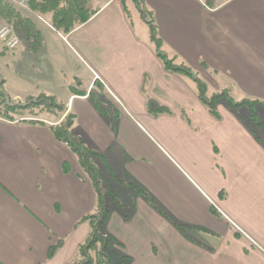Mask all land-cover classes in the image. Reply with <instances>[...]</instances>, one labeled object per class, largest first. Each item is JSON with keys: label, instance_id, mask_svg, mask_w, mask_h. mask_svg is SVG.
Masks as SVG:
<instances>
[{"label": "crops", "instance_id": "crops-1", "mask_svg": "<svg viewBox=\"0 0 264 264\" xmlns=\"http://www.w3.org/2000/svg\"><path fill=\"white\" fill-rule=\"evenodd\" d=\"M120 1L101 0L99 12L67 36L31 10L41 41L36 54L20 57L16 48L3 56L10 60L1 75L6 95L15 104L56 98L76 118L73 135L106 156L115 176L146 189L178 222L207 231L192 233L202 247L194 245L143 198L117 186L129 221L112 205L106 233L130 264H264V136L256 132L257 140L224 104L217 108L221 120L211 116L189 79L165 71L149 32L139 35L134 5L128 2L131 25ZM147 5L171 56L217 91L237 88L264 100V0ZM4 24L0 18V28ZM50 42L68 54L48 50ZM82 72L91 76L89 85L73 87ZM96 88L106 113L90 96ZM147 97L173 116L153 118ZM63 117L44 114L33 123L0 116V264H69L90 234L81 220L96 210L97 196L77 157L51 132ZM96 162L108 175L105 161Z\"/></svg>", "mask_w": 264, "mask_h": 264}, {"label": "trees", "instance_id": "trees-1", "mask_svg": "<svg viewBox=\"0 0 264 264\" xmlns=\"http://www.w3.org/2000/svg\"><path fill=\"white\" fill-rule=\"evenodd\" d=\"M111 1V0H107ZM131 2L138 11L142 21L147 25L150 41L154 46L155 54L162 62L165 71L169 74L180 75L189 79L196 88L199 101L206 107L211 116L221 120L218 113V106L224 104L232 111L241 122H245L251 129L256 139H259L257 133L264 136V100L257 98L236 99L232 96L229 89L210 92V86L196 71L183 62H179L177 56H171L164 48V42L159 33V27L156 22L155 13L147 5V0H121V9L129 21L133 24L132 13L128 7ZM210 1V0H207ZM28 7L42 18H50L51 26L64 36H67L77 28L88 23L98 12L91 6L90 0H27ZM0 18L5 24L13 25L18 35L22 38L31 39L36 35V42L39 45L41 37L36 31L31 14L17 8L10 0H0ZM34 44V42L32 43ZM34 46V48H36ZM204 69L207 70L206 66ZM4 81L2 91H0V116L14 121L16 117L21 119H32L33 123H40L44 114H54L56 116L64 115L65 106L57 101L54 97L40 95L30 97L25 103L15 104L12 98L6 99L4 90ZM83 93V92H75ZM79 95V94H76ZM84 96V93L81 94ZM97 110L101 113L106 111L100 106L94 93H90ZM147 112L153 117L158 118L162 115L173 116V112L168 107L159 104L154 99L147 97ZM182 119L191 125V121L186 113H182ZM75 116L67 114L61 122L51 126V132L55 139L64 144L77 157L78 162L89 179L97 196L96 210L85 216L81 222H87L90 225V234L86 241L78 248L77 257L69 264H130L131 258L125 255L121 249L122 245L113 236L106 233V226L110 219L112 205H116L125 215V220L129 221L127 207L124 206L120 195L116 191L117 186L127 188L141 198L147 204L167 220L187 241L202 247L194 239L193 232H207L204 229L192 227L175 220L143 187L134 183L125 182L119 179L113 173L107 157L92 151L85 142L74 136L72 128L75 123ZM100 158L105 161V165L110 172L108 175L100 169L96 159ZM219 198L224 200L226 193H220ZM211 213L220 217L221 213L216 208H211ZM63 245L62 241L51 246L48 251V259H52L57 251Z\"/></svg>", "mask_w": 264, "mask_h": 264}, {"label": "rangeland", "instance_id": "rangeland-1", "mask_svg": "<svg viewBox=\"0 0 264 264\" xmlns=\"http://www.w3.org/2000/svg\"><path fill=\"white\" fill-rule=\"evenodd\" d=\"M90 1H91V6L93 8L99 7L101 5V3H102L101 0H90ZM135 22H136V24L138 26V30L137 31H138L139 35H141L142 31H145L146 34L149 32L147 25L143 21L136 20ZM40 25L43 26L42 23H40ZM36 40H37L36 35L32 36L30 41H29V39H27L25 37L22 38V41H21L20 45L17 47V50H18V53H19L18 56L24 57L26 55L24 53H26L27 51H30V52L36 54L37 53V51H36L37 49H34V46H36V45L38 46V44H37L38 42H36ZM33 42H34V44H32ZM47 49L48 50L53 49L55 52H58L60 54H68V53H66L65 51L62 50V47L60 45L58 46L57 44H54V46H52L51 42L49 43V47H47ZM16 51L7 50L5 48L4 42L2 40H0V77H1L2 74H6L8 72L7 66L10 63L9 62L10 60L6 59V58H3V56H5V55L6 56H11L12 53H15ZM12 64H13V62H12ZM30 71L32 72L33 70L30 69ZM24 73H27V72H24ZM76 77H78V79L74 80V84H73L74 86L73 87H77L79 89H86L85 87H87L89 85L90 81H91V76H85L84 72H82V74L80 76L77 75ZM211 78H213L218 83L219 82L222 83L223 81L226 82L225 78H220V77H215V76H213ZM62 81H64V79ZM78 83H81V84L78 85ZM231 89H232L231 90V94H232L233 97H237L236 99H243L245 97L249 98V96H246L243 92L239 91V89H237V88H231ZM99 92H100L99 88H96V90L94 92V97L99 99V101H101L100 98H99ZM210 92L211 93H216L217 90H216V88H214V86H211ZM194 238H195L196 241H198L200 243V236H198V238L197 237H194Z\"/></svg>", "mask_w": 264, "mask_h": 264}, {"label": "built area", "instance_id": "built-area-1", "mask_svg": "<svg viewBox=\"0 0 264 264\" xmlns=\"http://www.w3.org/2000/svg\"><path fill=\"white\" fill-rule=\"evenodd\" d=\"M19 8L27 9V0H11ZM0 40H2L9 50H14L20 44V38L17 35L13 25H4L0 29Z\"/></svg>", "mask_w": 264, "mask_h": 264}, {"label": "water", "instance_id": "water-1", "mask_svg": "<svg viewBox=\"0 0 264 264\" xmlns=\"http://www.w3.org/2000/svg\"><path fill=\"white\" fill-rule=\"evenodd\" d=\"M2 84H3V80L0 77V91H2ZM7 101H9V98L6 96Z\"/></svg>", "mask_w": 264, "mask_h": 264}]
</instances>
